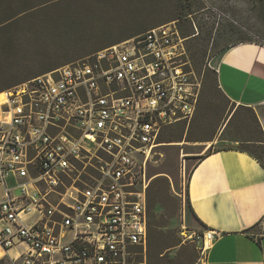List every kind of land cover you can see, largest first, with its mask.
<instances>
[{
	"label": "built area",
	"instance_id": "2783aa9c",
	"mask_svg": "<svg viewBox=\"0 0 264 264\" xmlns=\"http://www.w3.org/2000/svg\"><path fill=\"white\" fill-rule=\"evenodd\" d=\"M185 41L171 21L0 92V264H148L149 162L202 86Z\"/></svg>",
	"mask_w": 264,
	"mask_h": 264
},
{
	"label": "rangeland",
	"instance_id": "374dc122",
	"mask_svg": "<svg viewBox=\"0 0 264 264\" xmlns=\"http://www.w3.org/2000/svg\"><path fill=\"white\" fill-rule=\"evenodd\" d=\"M22 2L27 0H0V5L3 11H13ZM187 2L193 3V13L176 19ZM171 21L177 22L182 35L188 34L187 29L197 35L185 43L202 86L194 118L164 128L160 134L164 142L155 147L149 162L150 185L163 179L166 191L155 217L168 222L182 242L153 263L205 264L202 231L207 228L192 219L188 182L199 158L208 151L246 146L242 139L257 137L250 121L246 120V129L240 122L244 116L223 132L228 110L234 106L218 89L214 67L227 45L243 36L264 45V0H66L21 16L0 31V91L91 56L130 33L141 34ZM254 146L264 159V143ZM260 228L264 232V221Z\"/></svg>",
	"mask_w": 264,
	"mask_h": 264
},
{
	"label": "crops",
	"instance_id": "0c3cea01",
	"mask_svg": "<svg viewBox=\"0 0 264 264\" xmlns=\"http://www.w3.org/2000/svg\"><path fill=\"white\" fill-rule=\"evenodd\" d=\"M214 69L223 94L237 106L254 108L264 129V45H232ZM207 153L188 182L192 219L216 234L204 263L264 264V232L258 230L264 221V166L242 150Z\"/></svg>",
	"mask_w": 264,
	"mask_h": 264
},
{
	"label": "trees",
	"instance_id": "16d2710c",
	"mask_svg": "<svg viewBox=\"0 0 264 264\" xmlns=\"http://www.w3.org/2000/svg\"><path fill=\"white\" fill-rule=\"evenodd\" d=\"M66 0H27V2H22V4H19V8L17 10L10 11L11 9L4 10L1 8L0 5V31L1 30H7L11 26L14 25L18 21V18L21 16L29 15L30 13H35V11H41L46 8L52 7V6H58L62 2ZM194 7L192 2H187L182 5V8L177 13L176 19H184L190 17V15L193 13L192 8ZM2 9V10H1ZM10 11V12H9ZM188 34H183V37L185 38H194L197 37L195 35V32H190V30L187 29ZM139 34V33H138ZM137 32L130 33L128 38L133 37L135 35H138ZM127 39V38H126ZM120 42V41H119ZM242 42H254L248 36H243L240 40L237 42L227 45L226 48L235 45L237 43ZM117 43V42H116ZM115 44V43H113ZM112 45V44H111ZM200 46H197L199 48ZM201 51V49L199 48ZM215 70V69H214ZM215 78H216V85L219 88L218 84V78H217V72L215 70ZM29 80V79H28ZM8 89V88H7ZM5 90V89H4ZM3 91V90H1ZM0 91V92H1ZM221 91V89H220ZM223 93V92H222ZM227 97V96H226ZM228 98V97H227ZM228 101L231 102V100L228 98ZM233 104V108L229 109L228 118L226 123L224 124L223 132L226 131V129H229L233 123V121L238 116H244L240 120V122L246 127V120L250 121V124L254 130V133L257 134V137H247L246 139H242V142H246V146H236V147H227V148H221V149H215V151L223 150V149H237L248 152L250 155L254 156L263 166H264V159L261 156V154L256 150L257 148L254 146L255 143H264V129L261 125V122L259 120V117L255 111L254 108L244 105H236L235 103L231 102ZM246 116V117H245ZM236 137H238L236 135ZM162 139L159 137V140ZM214 139H209L208 141H213ZM238 141V140H237ZM159 142H164L163 140H160ZM166 142V141H165ZM210 153V152H209ZM207 153V155L209 154ZM162 181L163 179L156 180L155 183L149 185L148 188V205H149V214H150V221H149V248H148V264H154V259H162L164 257L165 253L179 245H181V241L177 240L175 234L172 232L171 229L168 228V222L162 223L161 221L157 220L155 217V208L156 206L162 202V197L166 193L165 189L162 190ZM158 185H157V184ZM187 202L190 206V198H189V190L187 192ZM258 223L253 226L252 229H255L257 227ZM251 230V229H250ZM205 231H202V234H204ZM250 232V231H248ZM192 264H196L195 262Z\"/></svg>",
	"mask_w": 264,
	"mask_h": 264
}]
</instances>
